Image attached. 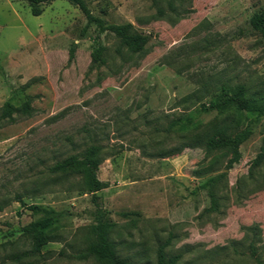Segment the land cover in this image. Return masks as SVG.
<instances>
[{
    "label": "rangeland",
    "instance_id": "rangeland-1",
    "mask_svg": "<svg viewBox=\"0 0 264 264\" xmlns=\"http://www.w3.org/2000/svg\"><path fill=\"white\" fill-rule=\"evenodd\" d=\"M93 20L68 0L33 15L26 0H0V264H106L79 258L89 226L112 223L119 258L157 264H264V112L247 114L239 160L200 139L225 115L201 105L219 86L264 90V33L250 18L264 0H86ZM131 23L138 52L106 25ZM103 63H92L94 39ZM14 107L2 117L4 103ZM26 102L28 108L23 109ZM186 117L198 120L182 128ZM223 118V119H222ZM99 147L95 201L77 172L56 161ZM218 207L207 211L205 183ZM52 210L51 239L35 256L22 228Z\"/></svg>",
    "mask_w": 264,
    "mask_h": 264
},
{
    "label": "trees",
    "instance_id": "trees-1",
    "mask_svg": "<svg viewBox=\"0 0 264 264\" xmlns=\"http://www.w3.org/2000/svg\"><path fill=\"white\" fill-rule=\"evenodd\" d=\"M29 4L30 11L33 15H38L42 11L41 5L51 0H26ZM71 4L77 6L84 14L87 22L93 20L90 15L86 0H68ZM251 27L264 33V11L254 13L250 18ZM106 29L118 36L120 45L133 51L138 52L146 42V36L136 32L131 23L108 24ZM95 47L91 52L92 63H103L102 56L103 46L94 39ZM24 110L28 108V104H22ZM204 112H213L216 117L225 115L223 122L213 124L208 132L200 139L201 144L207 151L227 148L230 156L227 159V167L236 163L240 158L238 150L239 145L245 141L252 133V123L254 120L248 119L247 114H262L264 112V90L248 93L244 84H236L233 86L221 85L209 100L201 105ZM14 110L12 104L6 101L3 105L1 116L9 117ZM198 124V120L186 117L180 123L182 128H193ZM264 137V136H263ZM261 150L251 161V168L256 167L264 158V138ZM99 147L89 146L80 155H70L62 160L54 162L50 167V172H77L81 175L80 185L82 190L91 194L92 201L96 199V192L105 187L96 175V170L100 162L98 157ZM219 176L209 178L205 187L209 197V206L207 211H214L218 204L213 187ZM29 209L41 211L44 215L37 220L29 222L23 226L22 233L28 237L31 247L28 250L20 252L18 258L35 256L40 253L43 245L50 241L51 230V213L52 210L39 209L37 206H29ZM112 229V223L107 221H97L89 226L90 237L85 247L79 252V258L93 257L106 262V264H139L130 261L127 258H119L114 249L113 242L109 239V233ZM168 244L167 241L161 243L156 251L157 264H171L178 255L165 258L164 248ZM258 264H263L257 260Z\"/></svg>",
    "mask_w": 264,
    "mask_h": 264
}]
</instances>
